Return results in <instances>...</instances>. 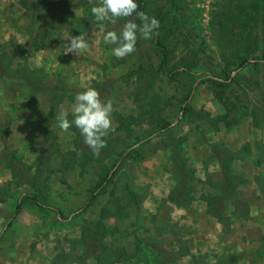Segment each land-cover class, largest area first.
Here are the masks:
<instances>
[{
	"label": "rangeland",
	"instance_id": "obj_1",
	"mask_svg": "<svg viewBox=\"0 0 264 264\" xmlns=\"http://www.w3.org/2000/svg\"><path fill=\"white\" fill-rule=\"evenodd\" d=\"M96 3L0 0V264H264V63L236 68L264 55V0H144L158 34L123 59L102 36L127 20L97 22ZM79 34L88 49L65 54ZM206 74L234 79L200 80L174 123ZM89 87L113 104L98 158L55 118L72 120ZM156 121L173 124L128 152ZM115 162L111 182L71 216ZM24 192L67 218L31 199L14 216ZM210 194L227 196L219 218Z\"/></svg>",
	"mask_w": 264,
	"mask_h": 264
},
{
	"label": "clouds",
	"instance_id": "obj_2",
	"mask_svg": "<svg viewBox=\"0 0 264 264\" xmlns=\"http://www.w3.org/2000/svg\"><path fill=\"white\" fill-rule=\"evenodd\" d=\"M89 3L92 4L93 0H89ZM138 9L136 0H97L91 8L97 22L115 24L117 20H127L119 33L110 30L102 36L106 44L114 45L111 51L117 59L135 52L138 37L151 40L153 35L158 34L159 21ZM66 39L68 43L65 44V54L77 56L89 47V39L84 34L68 35ZM74 100L71 106L73 119L69 120V111L61 110L55 117L58 127L62 132H68L73 126L79 129L84 145L98 158L101 150L107 146L105 138L114 130L111 119L112 101L101 100L100 93L91 87L77 94Z\"/></svg>",
	"mask_w": 264,
	"mask_h": 264
},
{
	"label": "trees",
	"instance_id": "obj_3",
	"mask_svg": "<svg viewBox=\"0 0 264 264\" xmlns=\"http://www.w3.org/2000/svg\"><path fill=\"white\" fill-rule=\"evenodd\" d=\"M136 3L139 5V9L138 11H142L143 10V5H144V0H136ZM258 63H264V55L261 56V57H258V58H251V59H247V58H243L239 61L238 65H237V69H241L245 66H247L248 64H253V65H256ZM161 64L164 65L166 68H165V72H167V74L169 76H171V71H168L167 69V55L164 51V48L162 49V56H161ZM182 72L183 73H186V74H193V72H190L186 67H183L182 69ZM233 76H229V78L227 79H224V78H221L219 76H213L211 74H206L202 77H200L199 81L194 83L190 89H189V92L187 93V95L185 96V98L183 99L181 105H180V108H179V113L177 114L176 116V121L174 123H179L181 121H183V116L184 114L186 113L187 111V105H188V102L194 92V89L196 88L197 84L200 82V80H211L213 83H215L216 85L220 86V85H224L226 83H229L233 80ZM216 95L218 97V100H220L222 102V104H224L225 106H227V99L224 95V91H220V92H216ZM234 105V104H233ZM227 114V113H226ZM228 116V114H227ZM226 115L222 116V117H218V119H222V118H225ZM157 122V121H156ZM119 123L121 125L124 126V128L126 129V131L128 132V126L124 123V118L120 116V119H119ZM228 123V121L226 122ZM173 124V122H164V123H160L159 121L157 122V125H158V129L153 131V132H150L149 135H147L146 137L142 138V139H137L136 141L133 142V144L131 146H129L128 152H131L133 151V147L135 144L143 141V140H146L150 137V135L154 134V133H158V132H161V131H164V130H167L171 125ZM125 153V152H124ZM124 153H122L120 156V158H123L125 155ZM118 163L115 162L111 168L107 171V173L102 176L101 179H99L94 188L91 190L90 194L88 195L85 203L79 207L76 211H74L71 216L73 215H76L78 214L79 212L85 210V208H87L89 206V204L92 202V200L94 198H96V196L103 190V188L105 187L106 184L110 183L115 172L117 171L118 169ZM226 198L227 196L224 194V195H213V194H210L208 196H206L204 199L206 201V206H207V210L209 212H211L212 214H214L215 217H221V214H222V211L225 207V203H226ZM27 199H31L35 204H37L38 206H41V207H44V208H49V209H52L56 215L58 216V218H62V219H65L67 217H63L60 210L54 206H51L49 204H46V203H43L41 202L36 195H33L29 192H24V193H21L20 196L17 198V203H16V207H15V212H14V216L15 214H17L20 210V207H21V204L26 201ZM190 203V199H186L185 203L184 204H189ZM108 211V209H106ZM7 225H9V222L7 223ZM104 229H103V225H99L98 228H96V233L97 234H101L103 233ZM222 264H227V262L225 263H222Z\"/></svg>",
	"mask_w": 264,
	"mask_h": 264
}]
</instances>
